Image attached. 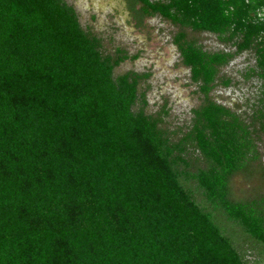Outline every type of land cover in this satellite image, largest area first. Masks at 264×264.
<instances>
[{
	"label": "trees",
	"instance_id": "trees-1",
	"mask_svg": "<svg viewBox=\"0 0 264 264\" xmlns=\"http://www.w3.org/2000/svg\"><path fill=\"white\" fill-rule=\"evenodd\" d=\"M128 5L179 27L173 40L203 99L176 141L143 108L138 82L148 74L114 76L128 55L104 53L65 0H0V264H247L219 215L264 257V195L230 197V178L259 159L264 0ZM186 27L234 51H206ZM249 50L262 105L245 123L208 93L220 68Z\"/></svg>",
	"mask_w": 264,
	"mask_h": 264
},
{
	"label": "rangeland",
	"instance_id": "rangeland-1",
	"mask_svg": "<svg viewBox=\"0 0 264 264\" xmlns=\"http://www.w3.org/2000/svg\"><path fill=\"white\" fill-rule=\"evenodd\" d=\"M65 1L74 8L81 27L100 39L104 53L115 56L118 48L128 55L114 66V76L127 71L148 74L138 82V90L144 93L146 101L144 110L159 115V125L166 129L170 140L176 141L183 136L192 123V110L203 98L190 79L189 68L181 63L173 40L179 30L177 24L160 15L139 19L129 8L128 0ZM185 30L187 38L206 51H234V46L221 42L214 33L194 31L189 27ZM254 64L253 51L236 54L220 68L216 85L208 93L212 100L230 108L245 123L253 121L251 115L262 105L258 102L260 80L249 71ZM226 80L229 83H225ZM257 126L254 140L259 159L253 162L254 171L240 170L230 178L233 200L264 195V129ZM199 156L188 148L187 159L191 165L201 164L202 161L196 162ZM194 196L198 203H203L197 191ZM215 221L224 227L247 264H264L259 245L237 224L220 215Z\"/></svg>",
	"mask_w": 264,
	"mask_h": 264
}]
</instances>
